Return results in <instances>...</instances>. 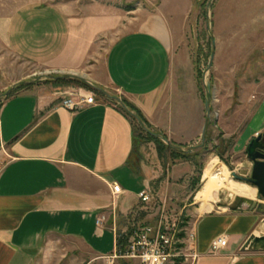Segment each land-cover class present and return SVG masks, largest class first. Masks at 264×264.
<instances>
[{
    "label": "crops",
    "instance_id": "crops-1",
    "mask_svg": "<svg viewBox=\"0 0 264 264\" xmlns=\"http://www.w3.org/2000/svg\"><path fill=\"white\" fill-rule=\"evenodd\" d=\"M0 35L24 64L109 87L150 129L174 135L175 106L166 96L172 28L162 16L127 22L105 3L81 12L29 3L0 23ZM26 87L8 94L11 87L0 102V264H107L120 228L142 207L138 194L157 177L151 161L158 158L132 167L135 125L116 101L101 94L94 105L70 112L57 93ZM255 134L264 136V100L240 143ZM251 206L198 215L190 226L200 255L195 264H264V250L253 241L264 236V209ZM218 237L227 244L210 255Z\"/></svg>",
    "mask_w": 264,
    "mask_h": 264
},
{
    "label": "rangeland",
    "instance_id": "rangeland-1",
    "mask_svg": "<svg viewBox=\"0 0 264 264\" xmlns=\"http://www.w3.org/2000/svg\"><path fill=\"white\" fill-rule=\"evenodd\" d=\"M94 2L121 10L127 22L157 14L171 26L174 66L166 96L175 106L174 135H158L191 156L175 158L162 149L158 157L156 143L146 137L147 131H141L137 122L134 124L137 137L131 165L139 168L147 159L150 162L152 156H157L158 161H151L157 177L150 183L152 201L139 207L136 219H128L126 227L133 219L137 226H153L160 207H164L170 216L184 219L190 229L198 215L206 213L196 197L204 187V172L213 159L226 168L232 182L256 189L250 182L252 162L247 148L258 136L264 143V136L255 134L244 144L239 138L264 100V0H0V23L29 3L74 5V11L81 12ZM73 78L55 68L24 64L10 53L0 35V102L11 87L8 94L25 90L22 83L45 87L57 93L60 100H75L86 92L103 97L91 88L71 83ZM102 90L111 97H119L109 87ZM208 95L210 119L201 145ZM212 198L211 213L219 208L236 210L242 203H255L264 209V200L257 190L253 199L227 190L213 192ZM118 262L122 264L121 260ZM123 263L137 264L129 260Z\"/></svg>",
    "mask_w": 264,
    "mask_h": 264
},
{
    "label": "built area",
    "instance_id": "built-area-1",
    "mask_svg": "<svg viewBox=\"0 0 264 264\" xmlns=\"http://www.w3.org/2000/svg\"><path fill=\"white\" fill-rule=\"evenodd\" d=\"M96 98L92 92H86L76 96L75 100L62 99L60 106L74 112L94 105ZM112 193L120 194V187L113 184ZM138 200L142 205L150 204L151 191L148 189L141 191ZM134 219L122 233H117L116 251L106 258L107 264H115L120 260H129L137 264H195L198 261L200 255L196 249L195 234L188 228V223L184 219L179 220L181 217L176 219L175 216L166 213L164 207H160L156 215L157 223L153 226H137ZM117 240L125 242L122 252L117 248ZM226 244L225 237L214 239L209 246V254H218Z\"/></svg>",
    "mask_w": 264,
    "mask_h": 264
},
{
    "label": "water",
    "instance_id": "water-1",
    "mask_svg": "<svg viewBox=\"0 0 264 264\" xmlns=\"http://www.w3.org/2000/svg\"><path fill=\"white\" fill-rule=\"evenodd\" d=\"M212 43H214V42L212 41ZM212 59H213V54L211 56L209 66L211 65ZM74 78H77V77H74ZM77 79L83 80L82 78H77ZM83 81L87 84V86L89 88H91L92 90L104 95L105 97H107L111 100L116 101L120 106H122V108L125 111H128L120 99H118L116 97H111L102 89L93 86L92 84L86 82L85 80H83ZM210 100H211V97H210V95H208L207 101L205 102V105H204V110L206 113V121H205L204 127L202 129V133H201V145L204 144L207 124H208L209 119H210ZM132 117L139 123V125L142 127L143 130L147 131L137 116L132 115ZM152 136L157 138V139H160L169 148L174 149V147L169 143V141L166 138H164L158 134H152ZM247 155L252 162L250 182L256 188L259 197L264 200V143L262 142V138L260 136L256 137L255 139H253L249 143L248 148H247ZM255 206H256V204L252 203L251 209H254ZM253 241H254V244H256L258 247H260L261 249L264 250V236L255 237Z\"/></svg>",
    "mask_w": 264,
    "mask_h": 264
},
{
    "label": "bare ground",
    "instance_id": "bare-ground-1",
    "mask_svg": "<svg viewBox=\"0 0 264 264\" xmlns=\"http://www.w3.org/2000/svg\"><path fill=\"white\" fill-rule=\"evenodd\" d=\"M204 187L197 194V200L202 202L204 211L209 212L212 205V193L227 190L233 195L239 197H253L255 194L254 188H251L242 183L232 182L229 177L226 168L218 165L216 159L211 160L204 172Z\"/></svg>",
    "mask_w": 264,
    "mask_h": 264
},
{
    "label": "trees",
    "instance_id": "trees-1",
    "mask_svg": "<svg viewBox=\"0 0 264 264\" xmlns=\"http://www.w3.org/2000/svg\"><path fill=\"white\" fill-rule=\"evenodd\" d=\"M71 83L72 82H74V83H76V84H78V85H80V86H82V87H84V88H89L88 86H87V84L83 81V80H80V79H77V78H73V79H71V81H70ZM69 82V83H70ZM20 87V86H19ZM22 87H26V86H22ZM26 88H28V87H26ZM25 88V89H26ZM90 89V88H89ZM92 90V89H91ZM94 91V90H93ZM95 93H97V94H100V93H98V92H96V91H94ZM101 95V94H100ZM122 103H123V105L126 107V109L128 110V111H125L124 110V112L127 114V116H129L133 121H134V124L137 122L133 117H132V115H135V116H137L138 118H139V120L142 122V124L144 125V127L146 128V130H147V132H145L144 134L146 135V137L147 138H149V139H151V140H153L155 143H156V146H157V155H158V157H160V153H161V151H162V149H165L166 151H169L170 152V154L172 155V157H175V158H183V159H188L189 157H191L189 154H184V153H182L179 149L180 148H177V147H174V149H171V148H169L168 146L166 147V146H164L162 143H160L161 142V140L160 139H157V138H155V137H153L152 136V134H158V132H156V133H153V132H155V131H153L152 129H150V127H149V125L146 123V121H145V119L142 117V115L139 113V111L137 110V109H135L133 106H131V105H129L126 101H122ZM132 114V115H131ZM138 123V122H137ZM139 124V123H138ZM140 126V125H139ZM140 130L141 131H144L143 129H142V127L140 126ZM151 130L153 131V132H151ZM136 137H137V135H136V130H135V127H134V143H135V140H136ZM134 143H133V148H134ZM124 245H125V242H124V240H117V248H118V250L120 251V252H122V248L124 247Z\"/></svg>",
    "mask_w": 264,
    "mask_h": 264
}]
</instances>
